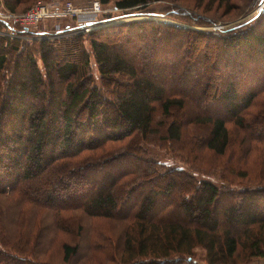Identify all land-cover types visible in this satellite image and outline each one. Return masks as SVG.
<instances>
[{
    "label": "trees",
    "instance_id": "trees-1",
    "mask_svg": "<svg viewBox=\"0 0 264 264\" xmlns=\"http://www.w3.org/2000/svg\"><path fill=\"white\" fill-rule=\"evenodd\" d=\"M32 1L4 3L17 11ZM100 1L106 5L111 0ZM212 1L232 4V0ZM145 3L117 0L115 6L141 9ZM262 14L253 24L224 35L176 27L175 35L185 36H158L157 29H167L153 25L150 36L142 23L114 31L103 28L90 35L92 55L83 47L82 36L66 40L61 50L44 40L43 70L32 53L17 48L19 58L12 64L9 46L0 43V264H47L41 257L49 250L35 245L41 228L52 229L43 227L48 219L60 231L67 230L68 222L76 224L70 233L83 230L77 212L114 219L133 185L142 180L149 185L133 195L135 205L124 218L133 222L132 231L140 232L127 238L132 251L128 262L141 255L147 259L132 263L168 264V257L191 256L198 246L206 248L209 264H238L243 255L264 257V187L239 191L194 179L180 166L160 164L149 149L136 146L145 142L176 150L186 143L194 125L203 130L202 142L215 156H227L237 146L243 160L251 153V143L261 144L264 151V98L258 103L264 94ZM183 15L200 21L191 12ZM192 35L221 41L218 47L231 74L228 79L217 70L209 50L202 54V69L223 80L213 82L202 73L198 78L207 81L202 87L182 86L184 73L191 76L193 62L181 53L193 43ZM144 38H149L146 46ZM93 62L101 85L90 76ZM7 72L11 74L5 78ZM254 106L257 113L250 114ZM126 150L147 157L136 156L134 169L113 171L126 161ZM171 200L178 203L170 207ZM11 201L15 217L10 214ZM172 210L184 214L180 223L170 216ZM77 245L62 244L66 261L79 253ZM173 259L177 262L173 264L179 263V258Z\"/></svg>",
    "mask_w": 264,
    "mask_h": 264
},
{
    "label": "rangeland",
    "instance_id": "rangeland-1",
    "mask_svg": "<svg viewBox=\"0 0 264 264\" xmlns=\"http://www.w3.org/2000/svg\"><path fill=\"white\" fill-rule=\"evenodd\" d=\"M95 1L100 0H35L28 5L21 6L17 11H12L6 7L4 0H0V43L9 46V50L12 52L9 55L11 63L13 64L15 60L19 58V54L15 49L17 48L19 49L18 52L23 50V53H32L43 70V64L40 59V49L44 40L56 43L58 45L57 47L61 50L66 40L76 36H82L83 47L92 55L90 35L103 28L114 31L118 28L127 26L126 24L142 23L147 26L146 30H148L150 36L153 34V30L150 29L153 25L167 29L163 31H161L162 29H157L159 31L158 36L172 35L173 38L185 36L181 34L175 35L173 30H176V27L192 32H220L224 35L228 30L233 28L245 26L246 24H253L261 18L263 15L262 12L264 11L263 9L259 13L260 8L264 7V0H232L231 5H227L226 3L220 5V3L213 2L212 0H146L147 3L144 4L146 5L144 8L127 10L117 9L115 6L117 0H111L110 3L106 5L101 3L102 12L99 13L98 16L102 20L112 22L102 25L90 33L77 30L72 31L71 29L77 24L78 18L70 16L65 17L62 15L59 17L44 18L37 22L27 24V26L22 25L23 16L32 12L39 4L46 5L56 2L67 4L72 2L78 9L87 10L88 8H92ZM174 9L179 10L180 14H167ZM183 12H191V14L200 21L195 23L192 16H184ZM158 22L162 24H157ZM148 41L149 38H144L142 45H148ZM191 41L193 43L185 47L186 52L183 54L181 53L182 58L185 55L189 61L193 62V64L190 65L191 72L188 73L191 76L188 77L186 73H184L185 78L181 79L182 86L191 89V87L198 88V85L202 87L204 83L206 84L207 81L202 82L198 78V75L205 73L202 69L201 58L202 54H206L209 50H213V58L218 65L217 70L220 74L224 75V80L231 76L230 71L227 70L224 65L226 62L221 60L223 56L222 49L218 47L219 42H221L220 40L208 36L201 38L192 35ZM190 51H192L193 54H189L188 52ZM145 57H148V55ZM224 58H227L225 54ZM185 69H187L186 66ZM10 74V72H7L5 78ZM205 75L213 82H221L223 80V77L222 79H217V76L213 72L210 74L205 73ZM90 76L94 77L96 83L101 85L100 73L95 62H93L90 67ZM263 78L264 77H260V80ZM263 98L264 94L258 99V103L262 102ZM211 107L213 108L212 105ZM158 110H161L160 107ZM255 113H257V108L254 106L250 114ZM158 118H161V115L158 114ZM229 128L234 129V126L230 124ZM202 134H204L203 130L199 127H195L194 125L191 126L188 132V139L185 141L186 143H184L183 146H177L178 148L176 150L173 149L175 152L170 150L169 147L138 142L139 139L137 140L138 143L136 146L144 147V151L149 149L148 152H150L151 158L158 161L160 164L161 162H164V164L170 162V165L174 167L180 166L181 169H185L187 173L192 174L194 179H206L218 186H229L239 191L243 188L264 187V151L263 148H260L261 144L257 147L256 144L253 146L254 143H251V145L248 146L249 149L252 148L251 153L246 154L243 160L240 157V148L238 149L237 146H235L237 150L233 151L234 148L232 147L227 156H215L214 153L207 150L204 146V142H202L201 138ZM239 134L243 135L242 132L238 131V135ZM184 136L187 137V131ZM238 138L239 136L236 139ZM234 152H237L236 156H234ZM124 154L127 156L126 161L119 163L118 168L114 166L113 171L134 169L136 156L147 157V154L143 156L141 152L140 154L134 152L129 153V150H126ZM234 164H239V166L235 167L233 166ZM54 172L56 173L57 171ZM148 185H145L144 180L135 183L133 189L130 191L129 200L122 204V212L114 219L91 217L81 211V213L77 212L76 214L82 217L83 230L80 233H78V231H76V233H70L72 230H76L74 228L76 224L72 222H68L67 225H65L67 230L60 231L55 225L53 226L52 218L48 219L43 224V227H49V229L52 227V229L46 231L41 228L40 233L42 235L37 238L38 242H36L35 245L38 249L43 248L49 250L46 254L42 255L41 259L47 264H133L132 262L137 263L143 259H147L145 256L141 257L140 255L134 261L128 262L132 257V251L130 247H128L127 238H129V235L135 238V233L140 232L137 228L132 231L131 228L134 227L133 222L129 220L126 221L124 218L129 207L132 209L135 205L132 199L133 195L145 192ZM16 197L17 195L14 194L12 198ZM172 203L178 202L177 200L169 201L170 207ZM9 204L11 209L10 214L15 217L17 210L13 207L14 203L11 201ZM159 211L164 213L167 209L160 208ZM172 212L174 211H170L169 214H172L170 216L176 218L175 221L180 223V220L184 219V214H181L179 211L175 213ZM38 230L40 231V229ZM139 237L140 235H138V244L140 241ZM66 242L78 244L80 248L79 253L71 257L69 261L65 260L64 251L62 249V244ZM133 244L135 245V241ZM138 244L136 242L135 246L137 247ZM207 254L206 248L198 246L193 249V254L191 256L174 254L170 258L168 257V260H171L168 261V264L177 263L173 258H179L178 264H209L206 259ZM246 256L247 255H243L242 261L240 260L238 264H264V257L254 259H250L249 257L248 259ZM188 259L193 260V262L189 263Z\"/></svg>",
    "mask_w": 264,
    "mask_h": 264
},
{
    "label": "built area",
    "instance_id": "built-area-1",
    "mask_svg": "<svg viewBox=\"0 0 264 264\" xmlns=\"http://www.w3.org/2000/svg\"><path fill=\"white\" fill-rule=\"evenodd\" d=\"M263 4V3H262ZM264 9L261 8L259 13ZM102 12L101 2L95 1L92 8L87 10L78 9L72 2L61 3L56 2L53 4H39L32 12L25 14L22 18V25L27 26V24L37 22L41 19L48 17H59L60 15L65 17H77L78 22L72 31H81L85 33H90L94 29L101 27L112 21H106L99 18V13ZM12 17V16H10ZM26 28V27H25Z\"/></svg>",
    "mask_w": 264,
    "mask_h": 264
},
{
    "label": "bare ground",
    "instance_id": "bare-ground-1",
    "mask_svg": "<svg viewBox=\"0 0 264 264\" xmlns=\"http://www.w3.org/2000/svg\"><path fill=\"white\" fill-rule=\"evenodd\" d=\"M261 9V8H260Z\"/></svg>",
    "mask_w": 264,
    "mask_h": 264
}]
</instances>
